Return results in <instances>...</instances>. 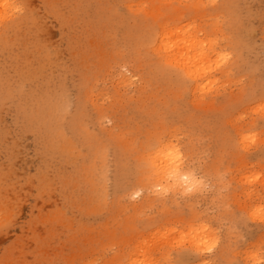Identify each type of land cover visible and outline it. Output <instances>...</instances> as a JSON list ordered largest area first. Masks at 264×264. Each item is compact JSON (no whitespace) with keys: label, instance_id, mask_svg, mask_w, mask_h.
Returning <instances> with one entry per match:
<instances>
[{"label":"rangeland","instance_id":"1","mask_svg":"<svg viewBox=\"0 0 264 264\" xmlns=\"http://www.w3.org/2000/svg\"><path fill=\"white\" fill-rule=\"evenodd\" d=\"M152 1L0 0V264H127L167 227L192 251L174 264H264V0L155 1L161 19ZM162 19L228 55L195 93L149 66ZM165 139L198 189L150 188L141 157Z\"/></svg>","mask_w":264,"mask_h":264},{"label":"bare ground","instance_id":"2","mask_svg":"<svg viewBox=\"0 0 264 264\" xmlns=\"http://www.w3.org/2000/svg\"><path fill=\"white\" fill-rule=\"evenodd\" d=\"M157 3H159V5H161V4H164V0H153L152 2H151V6H152V9H153V7L155 8V3L156 2ZM196 1V0H195ZM198 1V0H197ZM208 1V0H207ZM210 1V0H209ZM206 2V1H205ZM204 2V3H205ZM212 3H214V2H212ZM147 4H149V3H147ZM183 4V3H182ZM189 4H191V6H193V7H196L197 6V3L196 2H191V3H188V1L184 4V5H186V8H187V6H189ZM211 4V3H210ZM158 5V6H159ZM199 5H200V3H199ZM207 5V4H206ZM163 6V5H162ZM210 6H212V5H210ZM215 6V5H214ZM219 6V5H218ZM217 6V7H218ZM185 7V6H184ZM201 7V6H200ZM147 8V7H146ZM159 9L160 8H158V7H156V10L155 9H153V10H155L156 11V15L158 16V18H157V16L155 17V18H157V19H161V16L163 15L162 13L159 15ZM184 9V8H183ZM191 9V8H190ZM206 9V8H205ZM170 11H171V9H170ZM172 11H173V9H172ZM192 11H193V9H192ZM216 12V11H215ZM214 11H213V13H215ZM169 13H171V12H169ZM195 13V12H194ZM209 13V12H208ZM217 13V12H216ZM142 14V13H141ZM175 14V13H174ZM218 14H219V12H218ZM143 15V14H142ZM141 15V16H142ZM141 16H139V18L138 19H140V17ZM146 16H148V15H146ZM171 16H173V15H171ZM148 18V17H147ZM151 20L153 19V18H150ZM149 19V20H150ZM167 19V18H166ZM166 19H162V20H164V21H160L159 23H158V31L154 34V37H152L151 39H152V41L151 40H149V44H150V46H151V49H152V51H153V53L155 54V56L157 57V59L156 60H158V61H155V63L153 64V63H150L149 64V66L150 67H152L154 70H155V72H157V74L159 75H161V76H168L169 78H170V75H171V72L169 71V68H170V70L172 71V74H173V67L175 68V69H178L179 71H180V74L182 75V76H184L185 75V77H189V79H191V82H192V80L194 81L193 83H194V93H195V90L197 89V85H198V82L200 81V80H203V79H206V78H208V77H210V73H212V72H217L218 70H219V72H220V70H221V66L223 65V63H225L227 60H225V62H223V59H224V57L225 56H228V55H226V54H218V52L219 53H222L221 52V50H220V48H219V51L218 52H216L215 51V44H216V42H215V40H213V38H210V36H208V41L207 42H205V41H200V39L199 40H197L196 38H197V36L193 33V31L191 32V27L189 26V24L188 23H185V24H179V23H177L178 21H175L176 23H172V22H170L169 20L168 21H166ZM156 20V19H155ZM171 20V19H170ZM137 21H140V20H137ZM136 21V22H137ZM157 21V20H156ZM159 21V20H158ZM151 23H153V20L151 21ZM138 24V23H137ZM136 24V25H137ZM140 24V23H139ZM149 24V23H148ZM152 25V24H151ZM155 26V25H154ZM137 27V26H136ZM217 27V26H216ZM139 28V27H138ZM144 28V27H143ZM142 29V28H141ZM146 29H148V28H146ZM138 30V29H137ZM143 31H144V29H142ZM141 30V31H142ZM210 31V30H209ZM147 32V31H146ZM213 32H215V31H213ZM212 32V33H213ZM148 33V32H147ZM149 33H151V35H152V32H150L149 31ZM148 33V34H149ZM209 33H211V32H209ZM144 34V33H143ZM142 33H141V36L143 35ZM146 34V33H145ZM216 34V33H215ZM144 36H146V35H144ZM143 36V37H144ZM142 37V38H143ZM138 38V37H137ZM140 38V37H139ZM142 38H141V40H142ZM147 38V37H146ZM146 38H145V40H146ZM220 38H222V37H220ZM219 40H221V39H219ZM143 41V40H142ZM218 41V40H217ZM146 44V43H145ZM218 44V43H217ZM218 46H220V45H218ZM218 46H217V48H218ZM221 47V46H220ZM146 48H147V45H146ZM145 48V49H146ZM217 48H216V50H217ZM117 49V48H116ZM223 49V48H222ZM147 50V49H146ZM151 51V52H152ZM223 51V53L224 52H226V50H222ZM147 52H148V50H147ZM226 53H229V52H226ZM90 54V53H89ZM149 55V54H148ZM148 55H146V57L148 56ZM149 57H151V56H149ZM226 58V57H225ZM149 59V58H148ZM152 59V58H151ZM154 59V58H153ZM228 60L230 59L229 57L227 58ZM108 60V59H107ZM99 61V60H98ZM153 62V61H152ZM229 62V61H228ZM227 63V62H226ZM124 66V65H123ZM227 66V65H226ZM224 67V66H223ZM223 69V68H222ZM228 70H229V72H231V70H230V68H228ZM222 71H225L226 72V74H227V70H222ZM175 72V71H174ZM176 73V74H175ZM174 74L177 76L178 75V73L177 72H175ZM213 73V74H214ZM136 74V73H135ZM134 74V75H135ZM173 74V75H174ZM184 74V75H183ZM224 73H222V75H223ZM155 75V74H154ZM181 75H179V76H181ZM222 75L220 76V77H222ZM225 75V74H224ZM120 76V79H119V81L120 82H122V83H127L128 82V80H126V79H124V75L123 74H121V75H119ZM126 76V75H125ZM156 76V75H155ZM163 76V77H164ZM178 76V79H181V77H179ZM212 76V75H211ZM171 77H172V75H171ZM206 77V78H205ZM214 78L216 77V76H213ZM212 77V78H213ZM229 76H227V78H228ZM125 78H127V77H125ZM158 78V77H157ZM168 78V79H169ZM174 78H176L175 76H174ZM223 78V77H222ZM155 79V78H154ZM162 79H164V78H162ZM173 79V78H172ZM178 79L176 78V80H177V82H178ZM189 79H185V80H187V82H188V80ZM215 79H218V78H215ZM225 79V78H224ZM129 80H130V76H129ZM171 80V79H170ZM181 80H183L181 83H183L185 80H184V78H182ZM131 81H132V79H131ZM157 81V80H156ZM165 81H167L166 79H165ZM162 82V81H161ZM180 82V81H179ZM180 83V84H181ZM128 84V83H127ZM157 84V83H156ZM141 85V84H140ZM189 86H190V84H188ZM122 86H123V84H122ZM133 86V85H132ZM178 86H180V85H178ZM193 86V85H192ZM128 87V86H127ZM130 87V86H129ZM181 87V86H180ZM179 87V88H180ZM186 87V86H185ZM200 88H202L203 86L201 85V86H199ZM199 88V90L202 92H204V89L203 90H201ZM169 90V89H168ZM136 91V90H135ZM172 91V90H171ZM214 91V90H213ZM142 92V91H141ZM197 92V91H196ZM201 92H199V95H200V93ZM202 92V93H203ZM216 92V91H215ZM198 93V92H197ZM203 94H205V93H203ZM203 94H201V95H203ZM201 95L199 96V97H201ZM207 95V94H206ZM213 95V92H211V96ZM145 96V95H144ZM202 97H204V95L202 96ZM210 97V96H209ZM211 98V97H210ZM209 98V99H210ZM152 99V98H151ZM202 100H204L203 98H201V101ZM206 100V99H205ZM157 101V100H156ZM163 101V100H162ZM83 102V101H82ZM203 103H205V102H203ZM206 104H208V103H206ZM95 106V105H94ZM264 106V105H263ZM98 109V108H97ZM150 109V108H149ZM148 110V109H147ZM150 111V110H149ZM102 112V111H101ZM101 114V113H100ZM97 116V115H96ZM237 117H238V115H236ZM236 117V118H237ZM239 117H241L240 115H239ZM238 119V118H237ZM172 123V122H171ZM170 123V124H171ZM153 124V123H152ZM169 125V124H168ZM177 125V124H176ZM116 126H118V125H116ZM175 125H173L172 126V128L174 127ZM169 127V126H168ZM167 127V128H168ZM170 128V127H169ZM168 128V129H169ZM156 129V128H155ZM159 129V128H158ZM154 130V129H153ZM173 130H174V128H173ZM176 130V129H175ZM237 130V129H236ZM239 130V129H238ZM86 131V130H85ZM172 131V130H171ZM177 131V130H176ZM113 132V131H112ZM152 132H155V131H152ZM161 132V131H160ZM170 132V131H169ZM172 132H174V131H172ZM171 132V133H172ZM240 132V131H239ZM82 133V132H81ZM151 133V132H150ZM157 133H158V131H157ZM170 133V134H171ZM176 133V132H175ZM236 133H237V131H236ZM241 133V132H240ZM63 134V133H62ZM84 134V133H83ZM103 134V133H102ZM152 134V133H151ZM165 134H167L168 135V133H165ZM179 134V133H178ZM178 134L176 135L175 134V136L177 137L178 136ZM112 135V134H111ZM148 135H149V133H148ZM174 134H171V138H172V136H173ZM264 135V134H263ZM86 136V135H85ZM84 136V137H85ZM106 136V135H105ZM116 136V135H115ZM170 136V135H169ZM190 136V135H189ZM240 136H241V134H240ZM119 137V136H118ZM157 137V136H156ZM160 137H161V135H160ZM167 138H168V136H166ZM246 137V136H245ZM146 138V137H145ZM154 138H155V136H154ZM170 138V137H169ZM161 139V138H160ZM242 139V138H241ZM248 139V138H247ZM121 140V139H120ZM168 140V139H167ZM166 139L163 141H161V140H159V141H157L156 143H155V145L152 147L151 146V148H150V146L148 147L149 148V150L147 151V153L145 154V153H143V154H145V156H143L142 154V157L141 158H143V160H144V163H145V165L147 166V168L146 169H148V171L149 172H147V174L149 173V175L147 176V174H145L146 176H145V178H147L148 177V179H149V185H150V188L153 190V189H161L162 191H164V194L166 193V192H174L175 191V189H180V190H182L183 188L184 189H188L189 191H191L192 192V190H194V188H195V190L196 189H198L196 186H197V184H199V183H197V182H200L199 180L197 181V179L198 178H196V176H195V174H194V172H193V170L191 171L190 170V168H186L185 169V167L183 168V166H182V163L183 162H181L180 161V158H179V153H178V151H180L179 149H178V146H177V148L176 147H174V145H177L178 143H176V144H174L175 142L174 141H178V139L177 138H174V141H172L171 142V139L169 140V141H167ZM245 140V139H244ZM260 140H262V139H260ZM72 141V140H71ZM117 141H119V140H117ZM126 141V140H125ZM190 141V140H189ZM241 141H243V139L241 140ZM60 142V141H59ZM263 142V141H262ZM172 143V144H171ZM103 144V143H102ZM131 144V143H130ZM174 144V145H173ZM187 144H189V143H187ZM241 144H243L242 142H241ZM66 145V144H65ZM122 145V144H121ZM179 145V144H178ZM247 145V144H246ZM133 146V145H132ZM186 146V145H185ZM189 146V145H188ZM187 146V147H188ZM64 147V146H63ZM124 147H126V146H124ZM142 147V146H141ZM191 147V146H190ZM189 147V148H190ZM75 148V147H74ZM128 148V147H127ZM135 148V147H134ZM133 149V148H132ZM79 150V149H78ZM186 150V149H185ZM187 150H189V149H187ZM102 151V150H101ZM261 152V151H260ZM140 153V152H139ZM185 153H186V151H185ZM191 153V152H190ZM104 154V153H103ZM137 154V153H136ZM183 154V153H182ZM182 154H180V156L182 155ZM187 154V153H186ZM189 154V153H188ZM74 155V154H73ZM101 155V154H100ZM140 155V156H141ZM190 155V154H189ZM263 155V154H262ZM134 157V156H133ZM137 157V156H136ZM190 157H191V155H190ZM195 157V156H194ZM264 157V156H263ZM141 158H139V159H141ZM183 158V157H182ZM103 160V159H102ZM134 160H135V158H134ZM185 161H186V158L184 159ZM184 161V162H185ZM105 162V161H104ZM187 161H186V163H185V165H187ZM94 164V163H93ZM99 164H102V162H100ZM98 164V165H99ZM129 164V163H128ZM92 165V164H91ZM131 165V164H130ZM138 165H139V163H138ZM194 165V164H193ZM93 166V165H92ZM189 166H190V163H189ZM197 166V165H196ZM202 166H204V165H202ZM129 167V166H128ZM135 167V166H134ZM205 167V166H204ZM100 168V167H99ZM189 169V170H188ZM218 169V168H217ZM138 170H140V169H138ZM83 171V170H82ZM141 171V170H140ZM146 172V171H145ZM209 172V171H208ZM91 173V172H90ZM134 173V172H133ZM201 173V172H200ZM213 173V172H212ZM217 173V172H216ZM197 174V173H196ZM210 174V173H209ZM90 175V174H89ZM143 175H144V171H143ZM132 176H133V174H132ZM140 176H142V175H140ZM204 176V175H203ZM134 177H136L137 178V171H136V176H134ZM143 177V176H142ZM140 177L139 179H141V182H142V179H144L145 180V178L143 177ZM200 179V178H199ZM136 180V179H135ZM135 180H133L134 182H135ZM147 181V180H146ZM90 182V181H89ZM103 182V181H102ZM133 182V183H134ZM131 184H132V182H130ZM136 183V182H135ZM139 183V182H138ZM137 183V184H138ZM145 183V182H144ZM148 183V182H147ZM146 183V185H148ZM201 183V182H200ZM221 183V182H220ZM136 184V185H137ZM204 184V183H203ZM223 184V183H222ZM143 185V184H142ZM200 185H202V184H200ZM141 186V185H140ZM140 186H139V188H140ZM138 187V186H137ZM142 187V186H141ZM148 188V187H147ZM199 188H201V187H199ZM132 189H134V188H132ZM183 189V190H184ZM191 189V190H190ZM136 190H137V188H136ZM141 190V189H140ZM143 190V189H142ZM147 190V189H146ZM149 190V189H148ZM151 190V191H152ZM145 190H143L142 192L143 193H145L144 192ZM178 191V190H177ZM198 191V193L200 194V191H201V189H199V190H197ZM220 191V190H219ZM139 192V190H137V191H135V189H134V192H132L131 191V193H135L136 195H138L137 193ZM140 193V195L139 196H142L143 195V193ZM156 192V191H155ZM158 192H161V191H158ZM171 192V193H172ZM180 192V191H179ZM182 192V191H181ZM105 193V192H104ZM125 193V192H124ZM150 192L148 191V194H149ZM154 193V192H153ZM169 193H167V194H169ZM175 193V192H174ZM174 193H172V194H174ZM184 193V192H183ZM186 193V192H185ZM188 193V192H187ZM195 193V192H194ZM129 194V193H128ZM157 194V193H156ZM155 194V195H156ZM159 194V193H158ZM166 194V195H167ZM172 194H170L171 196H172ZM192 194V193H191ZM228 194V193H227ZM226 194V195H227ZM135 195V196H136ZM145 195V194H144ZM150 195V194H149ZM153 195V194H152ZM195 195V194H194ZM220 195V194H219ZM225 195V194H224ZM131 196H133L134 197V195L132 194ZM147 196V195H146ZM151 196V195H150ZM197 196H199L198 194H197ZM204 196V195H203ZM144 197V196H143ZM143 197H141V198H143ZM149 197V196H148ZM152 197V196H151ZM154 197V196H153ZM163 197V196H162ZM169 197V196H168ZM179 197H180V195H179ZM186 197V196H185ZM187 197H189V195L187 196ZM190 197H192V196H190ZM189 197V198H190ZM196 197V196H195ZM221 197V196H220ZM231 197V196H230ZM170 198V197H169ZM188 198V199H189ZM197 198H199V197H197ZM222 198V197H221ZM220 198V199H221ZM144 199V198H143ZM150 199V198H149ZM152 199V198H151ZM162 199V198H161ZM164 199V198H163ZM162 199V200H163ZM185 199V198H184ZM214 199V198H213ZM212 199V200H213ZM145 201H146V199H144ZM147 200H148V198H147ZM168 200V199H167ZM169 200H171V199H169ZM193 200V199H192ZM218 200V199H217ZM123 201H124V199H123ZM159 201H161V200H159ZM173 201V200H172ZM171 201V202H172ZM166 202V201H165ZM170 202V201H169ZM174 202V201H173ZM197 202V201H196ZM212 202V201H211ZM130 203V202H129ZM149 203H150V200H149ZM156 203V202H155ZM160 203V202H159ZM167 203H168V201H167ZM226 203V202H225ZM126 204V203H125ZM142 204H144V203H142V200H141V205ZM148 204V203H147ZM153 203H151L150 205H152ZM158 204V203H157ZM163 204V203H162ZM162 204L160 205L162 208H165V206L163 205L162 206ZM219 204H221V203H219ZM118 205V204H117ZM149 204H148V206H150ZM167 205V204H166ZM158 206V205H157ZM160 206H158V207H160ZM224 206V205H223ZM160 207V210L162 209ZM122 208H123V206H122ZM229 208V207H228ZM158 209V208H157ZM132 210V209H131ZM169 210H170V208H169ZM168 210V211H169ZM180 210V209H179ZM162 211V210H161ZM161 211H159V212H161ZM182 211V210H181ZM223 211V210H222ZM159 212H158V214H159ZM146 213V212H145ZM144 213V214H145ZM162 213H163V211H162ZM166 213V212H165ZM171 213V212H170ZM176 213V212H175ZM200 213V212H199ZM198 213V214H199ZM139 214V213H138ZM150 214V213H149ZM152 214V213H151ZM171 214H173V213H171ZM170 214V215H171ZM196 214V213H195ZM160 215H162L161 213H160ZM159 215V216H160ZM179 215V214H178ZM201 215V214H200ZM200 215H198L199 217H200ZM137 216V215H136ZM147 216V214H145V216L144 217H146ZM167 216V215H166ZM165 216V217H166ZM176 216H177V213H176ZM197 216V215H196ZM202 216L203 215H201V218H202ZM221 216V215H220ZM229 216V215H228ZM232 216V215H231ZM173 218V217H172ZM177 218V217H176ZM182 218V217H181ZM186 217L184 216V219H185ZM189 218V217H188ZM211 218V217H210ZM220 218V217H219ZM231 218V217H230ZM166 219H168V217L166 218ZM183 219V218H182ZM145 220V219H144ZM159 220V219H158ZM171 220V219H170ZM174 220H176V219H174ZM190 220V219H189ZM194 220V219H193ZM199 221H200V219H198ZM202 220V219H201ZM205 220V219H204ZM165 221H167V220H165ZM165 221H164V223H165ZM177 221H178V219H177ZM187 221V220H186ZM223 221V220H222ZM143 222H145V221H143ZM142 222V223H143ZM148 222V221H147ZM168 222H169V220H168ZM167 222V223H168ZM188 222V221H187ZM194 222V221H193ZM198 222V221H197ZM197 222H195V223H197ZM207 221H205V223H206ZM209 222V221H208ZM230 222V221H229ZM157 223V222H156ZM159 223H161V222H159ZM170 223V222H169ZM204 223V222H203ZM204 223V224H205ZM146 224V223H145ZM151 224V223H150ZM149 224V226H152V225H150ZM154 224H155V222H154ZM153 224V225H154ZM166 224V223H165ZM199 224H202V222L201 223H199L198 222V227H199ZM144 225V224H143ZM147 225H148V223H147ZM159 225H161V224H159ZM206 225V224H205ZM149 226H147V227H149ZM157 226V225H156ZM200 226H203V225H200ZM209 226V225H208ZM208 226H206V227H208ZM145 227V226H144ZM155 227V226H154ZM154 227H153V229H154ZM159 227V226H158ZM163 227V226H162ZM161 227V228H162ZM165 227V226H164ZM163 227V228H164ZM204 227V226H203ZM136 228V227H135ZM161 228H159V229H161ZM170 228V227H169ZM169 228L167 227V229H168V231L167 232H162L163 230L161 229L160 230V232H158L159 230H158V228H157V230L158 231H156V227H155V230H153L151 227H150V229H152L153 231H156V232H158L159 234H161V232H162V234H161V238L159 239V241L162 239L163 240V244L164 245H166L167 246V248L164 250V251H162L163 250V248H161L160 249V245L158 246L157 244H159L160 242H158V243H156L158 240V238H156L155 239V243H156V245L159 247V248H157V246L155 247V248H157V250L156 251H154V252H148V250L149 249H147L148 247V245H142L143 244V242H142V246L143 247H141L140 249V251H139V253H138V249L137 250H135V252H133V251H130V250H128V252L130 251L131 253L133 252V254L134 253H136L135 255H129L128 257H127V264H174L173 263V260H172V258H173V256L174 257H178V258H186V259H188L187 257L189 256V255H192V251H190V250H188V247H186V246H184V247H186V251H185V249L183 250L181 247H183V245H184V243H182L181 242V240L183 241H185V237L183 236V235H178L179 233H176L175 232V230L174 231H172V230H169ZM202 228V227H201ZM210 229H211V227H209ZM137 229V228H136ZM146 229V228H145ZM148 230V231H151V230ZM172 229V228H171ZM200 229V228H199ZM205 229H208V228H205ZM205 229H204V232L203 233H199V234H193V231L194 230H192V236L194 237V235H195V237H194V239L195 240H193L192 239V237H191V239L189 238L190 236H189V233L191 232L190 230H189V232L187 233L188 235H187V239H190V240H192L193 241V243L191 242V241H189L188 242V244L189 243H192V244H194V246H193V248L195 249V250H193L194 251V253H199V251H201V244H204V242L202 243L201 242V237L202 236H198V235H204V237L206 238L207 236H205ZM230 229V228H229ZM140 230V229H139ZM209 230V229H208ZM208 230H206V231H208ZM146 231V230H145ZM147 231V232H148ZM153 231H151L150 233L148 232V234H151V236H153L152 235V233H153ZM184 231V230H183ZM186 231V230H185ZM185 231H184V233H185ZM210 231V230H209ZM135 232V231H134ZM143 232V231H142ZM146 232V233H147ZM176 234H175V233ZM197 232H199L198 230H197ZM202 232V231H201ZM232 232V231H231ZM155 233V232H154ZM153 233V234H154ZM185 233V234H186ZM207 233V232H206ZM143 234H145V232L143 233ZM157 234V233H156ZM210 234V232L208 233V235ZM230 234V233H229ZM146 235V234H145ZM144 235V236H145ZM207 235V234H206ZM142 236V235H141ZM148 236V235H147ZM147 236H145V238L147 237ZM178 237H179V239H178ZM142 238H144L143 236H142ZM141 238V239H142ZM154 238H155V236H154ZM207 239H208V237H207ZM211 239V238H210ZM180 240V241H179ZM142 241H144V240H142ZM207 241V240H206ZM209 241V240H208ZM138 242V241H137ZM145 242V241H144ZM181 242V243H180ZM212 242V241H211ZM229 242V241H228ZM146 243V242H145ZM186 243V242H185ZM207 243V242H206ZM205 243V244H206ZM214 243H215V241H214ZM213 243V244H214ZM154 244V243H153ZM176 244H183V245H181V246H179V245H176ZM205 244H204V246H205ZM212 244V245H213ZM134 245V244H133ZM162 245V244H161ZM163 245V246H164ZM176 246L178 247V248H181V249H179V250H175V248H176ZM203 246V245H202ZM208 246V245H207ZM151 247V246H150ZM165 247V246H164ZM191 247H192V245H191ZM209 247V246H208ZM137 248H139V247H137ZM152 249H153V245H152V247H151ZM171 248H174V252L173 251H171L170 249ZM177 248V249H178ZM192 248V249H193ZM128 249V248H127ZM152 249H150V250H152ZM206 249V248H205ZM204 249V250H205ZM229 249V248H228ZM227 249V250H228ZM222 250V249H221ZM197 251V252H196ZM219 252V251H218ZM231 252V251H230ZM127 253V252H126ZM130 253V254H131ZM224 253H225V251H224ZM233 253V252H232ZM128 254V253H127ZM120 255V254H119ZM219 255V254H218ZM124 256H125V254H124ZM224 259H225V254H224V257H223ZM126 259V258H125ZM186 259H183V260H186ZM222 259V258H221ZM126 261V260H125ZM186 261H190L189 259L188 260H186ZM175 262H176V260H175ZM184 262V261H183ZM182 262V263H183ZM125 263V262H124ZM177 263V262H176ZM201 263V262H200ZM179 264H181V263H179ZM186 264V263H185Z\"/></svg>","mask_w":264,"mask_h":264}]
</instances>
